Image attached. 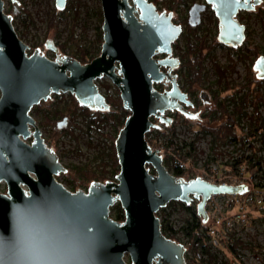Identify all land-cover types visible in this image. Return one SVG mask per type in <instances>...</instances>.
Listing matches in <instances>:
<instances>
[{"label":"water","instance_id":"95a60500","mask_svg":"<svg viewBox=\"0 0 264 264\" xmlns=\"http://www.w3.org/2000/svg\"><path fill=\"white\" fill-rule=\"evenodd\" d=\"M67 1L55 0V5L63 10ZM4 3L0 0V264H187L186 246L163 233L157 212L171 201L191 204L195 199L206 222L213 195L243 194L248 184L212 182L203 173L176 177L147 140V133L159 127L152 117L172 124L168 110L200 119L174 72L181 59L173 43L183 22L149 0H101V53L82 63L63 51L54 59L39 49L29 55L30 42L15 30ZM261 3L195 2L188 22L200 24L211 5L218 40L237 48L246 37L240 11ZM46 46L59 50L54 34ZM254 69L258 79L264 78V52ZM104 76L117 86L130 112L115 140L120 171L116 181L94 180L74 190L57 179L69 166L43 137L31 111L54 93H71L90 110L108 111L111 106L96 82ZM67 124L64 117L57 128ZM117 202L125 212L123 222L110 215Z\"/></svg>","mask_w":264,"mask_h":264},{"label":"rangeland","instance_id":"374dc122","mask_svg":"<svg viewBox=\"0 0 264 264\" xmlns=\"http://www.w3.org/2000/svg\"><path fill=\"white\" fill-rule=\"evenodd\" d=\"M18 1L5 0L4 11H10L13 14L15 30L30 42L27 49L29 55L36 49H39L40 52H46L53 59L59 56V50L55 51L46 46L47 39L52 34H54V42L56 44L67 43L64 54L70 55V28L74 17L73 12H75L74 9L76 7L79 9L80 17L75 29V36L81 39L82 44L98 46L99 32L102 30L100 19L103 18L101 0H68L65 9L59 10L61 14L59 16L60 22L57 31L48 29L50 15L54 8H56L55 0ZM195 2L201 3L204 0H194L191 4L193 5ZM260 9L264 10V0L253 11H240L238 17L246 22V37L239 47L230 49L229 45L220 43L216 48V56L220 64L230 65L232 62L235 63V68L229 71L228 78L233 83L242 86L238 90L240 91L238 92V96L247 91V78L249 75L258 79L254 64L257 57L261 56L262 52H264V32L258 17ZM186 16H189V9L182 6L175 12L173 18L182 22ZM215 19L217 18L211 5H208L202 13L200 24L202 26L201 30L205 29L210 38L215 37L217 33ZM182 27L183 31H185L186 24L184 22ZM249 38L252 40V45L248 44ZM177 40L179 41L180 48L177 50L173 49V53L181 58L186 44L182 36ZM254 47L259 49L257 56ZM161 56L158 55L157 57L160 58ZM205 65L207 70L210 71L208 84L212 86L214 91L218 90L219 87L216 84L217 76L212 70L211 63L207 61ZM176 69H178V73L180 74L179 84L186 91L188 84L180 73L184 74L185 69L179 70L180 66ZM103 79L110 81L106 76ZM259 80H261V85L258 91L264 96V78ZM113 86L110 93H114L118 89L114 84ZM101 90L105 94V91ZM188 94L193 102V105L190 107L200 112V119L190 118L189 121H185L186 117L177 110L167 111L173 116L171 125L160 121L159 118L152 117V120H156L157 125H159L158 128H152L150 131L152 145L160 150L163 156L167 154L169 156L174 155L182 161L184 168H190L193 173L187 179L203 173L212 182H235L241 176L240 174L243 173V176L247 177L250 174H254L257 184L263 182L260 178L261 172L256 169L247 172L244 170L247 167L245 165L237 173H234L229 168V164L234 162L241 154L252 153L249 143H244L245 135L249 131V119L245 118L241 120V126L237 130L243 136L241 142L236 141L226 144L214 142L211 134H205L199 130L201 124L213 127L220 123V121H213L211 119L212 109L214 108L212 100L213 92L199 88L196 96ZM67 97V93H54L48 100L44 101L45 106H49L50 108L46 109L45 107L42 110L33 108L31 111L43 130V137L57 150L60 160L66 162L69 166L66 167L68 169L67 172H62L56 176L57 179L76 190L82 184H91L94 180H88L81 175L78 176L69 171V168L100 170L106 162L107 177L110 180L116 181L117 174L114 175V168L108 163L109 148L112 144L110 136H116V131L109 122L89 123V117L82 115L77 118L76 123L68 131L63 132L60 136L58 135L57 138L53 136L54 131L51 129V126L43 122L46 119V115L52 116L61 98L66 99ZM247 113L251 116L253 114V107H248ZM260 113L264 125V103L260 105ZM203 115L208 116L204 117ZM62 120L63 118L59 121ZM67 126L62 129L67 128ZM170 127L175 128V134H172ZM170 143H173L174 146L183 147L182 152L183 155H186L187 159L182 160L179 155H176ZM253 143L258 148L257 158H260L264 163V143L262 141ZM192 146H194V149H192ZM181 203L180 201H171L166 207L161 208L157 212V215L160 219L168 217L174 229L177 230L179 243L187 247L189 239L184 234L183 228L192 219V211ZM198 203L199 201L195 199L191 202L193 208L196 207V209ZM115 205L111 207L110 215L115 216ZM206 210L209 216L208 219H213L218 216H231L236 211V207L228 209V207H225L222 198L217 197L211 201L209 206L207 205ZM234 240H239L242 243V246L239 245L237 247V256L231 248V244L235 242ZM207 244L210 246L211 253L215 256V264H264V207L248 214V221L244 226L236 223L233 228L227 229L221 227L215 235L209 234ZM252 247L257 250H253ZM197 253L199 252L197 251ZM197 253L193 250H187L185 256L199 259V264H209L207 256H202L200 253L197 255Z\"/></svg>","mask_w":264,"mask_h":264},{"label":"trees","instance_id":"16d2710c","mask_svg":"<svg viewBox=\"0 0 264 264\" xmlns=\"http://www.w3.org/2000/svg\"><path fill=\"white\" fill-rule=\"evenodd\" d=\"M153 2L158 10H166L167 12L175 13L179 10L180 7H185L186 9H190L194 0H149ZM161 7V8H160ZM60 9L57 7L52 11L49 18V30H58L59 22H60ZM73 17V21L71 23L70 28V37L69 42L71 45L70 55L79 60L82 63H88L92 61L95 57L99 56L101 53V48L103 44V32L102 30L99 32V44L97 47L91 46L88 44H82V41L79 37L75 36V29L77 26V22L80 17L79 9L76 7ZM258 17L262 25V29L264 32V10L260 9L258 11ZM189 16H186L182 22L186 24L185 31L182 32L181 36L186 44V47L181 55V64L180 69H185V73L181 75L185 78L186 83L188 84L187 93H190L193 96H196L197 90L199 88H203L205 90H209L213 92V104L214 108L212 109L213 113L211 114V119L213 121H220V123L213 127H207L206 125L201 124L200 132L205 134H211L214 142H220L221 144L232 143L236 141H242V135H240L239 131L241 120L248 118L249 119V131L245 135L244 143H249V147L252 150L251 154L243 153L239 157H237L234 162L229 164V168L232 169L234 173H237L242 167L247 166L244 170L247 172H251L253 169L261 172L260 178L261 181L257 185L259 187L264 186V163L257 158L258 148L254 145L253 142L262 141L264 143V125L262 120V115L260 113V105L264 103V96L258 91L261 85V80L254 78V76H248V89L241 96H238V90L242 88L237 83H233L228 78V73L230 70H234L235 63H231L230 65H222L217 59L216 56V48L220 44L218 40V20L216 21L217 33L216 36L210 38L208 33L205 32V29L201 30V24H197L196 26H191L188 22ZM101 20V26L103 24V18ZM175 22V20H174ZM176 23V22H175ZM248 44L252 45V40L249 38ZM59 51H65L67 48V43L57 44ZM180 44L179 41L176 40L173 43V49H179ZM231 49L232 47L229 46ZM254 50L257 53L259 49L254 47ZM258 59V57H257ZM209 61L212 65V70L216 74V84L219 87L218 90H213L212 86L208 84V76L210 75V71L206 68V62ZM178 76V69L174 71ZM97 84L99 88L105 91V97L107 102L110 104L111 109L108 111H93L80 105L76 97L67 93L68 97L66 99L61 98L57 105V109L53 111L52 116L49 114L46 115V119L43 121L47 125L51 126V129L54 131L53 136L55 138L58 135H62L63 132L68 131L70 127H72L79 116L86 115L89 117V123H106L109 122L116 131V136H110L112 144L109 148L108 163L114 168V175L118 174L120 171V164L117 158L116 149H115V140L120 129L124 126L127 117L130 115V112L124 108L123 101L120 96L119 89H116L114 93H110L113 89V84L102 78L97 80ZM48 109L49 106H45V102L42 101L40 104L36 105L34 108L42 110L43 108ZM253 107V114L251 116L247 113V108ZM49 111V110H48ZM207 117L208 115H203ZM67 117L68 118V126L67 128L59 130L57 128V122L61 119ZM190 118L186 117L185 121H189ZM172 134H175V128L170 127ZM151 131V130H150ZM199 132V131H198ZM148 132L146 137L150 145H152V141L150 140V134ZM173 147L174 153L179 155L182 160H186V155H183V147L174 146L173 143H170ZM194 149V146H192ZM165 166L168 170L176 177H182L187 179L190 177L193 172L192 170L186 169L182 165V161L177 159L174 155H166L163 156ZM107 163L105 162L104 166L100 170L93 169H78V168H69V171L72 173L87 178L88 180H97V181H108V171L105 169ZM152 173H155V170L149 166ZM83 173V174H82ZM187 209L192 211V219L188 221V224L183 228L184 234L189 239V245L186 247L187 250H193L195 253L197 251L202 256H207L209 260V264H215V256L211 253L210 246L207 244L208 233V225L211 222V219H208L206 222L203 221V218L198 216L196 207L193 208L192 204H185ZM119 222H123L125 220V212L122 208L121 204L118 202L115 205V218ZM161 228L163 233L179 242L177 238V230L174 229L172 223L169 221L168 217L161 219ZM235 242L231 244V248L236 254L237 247L239 245L242 246V243L239 240H234ZM253 250H257L252 247ZM197 253V255H199ZM187 264H199V259L192 257L189 258L186 256Z\"/></svg>","mask_w":264,"mask_h":264},{"label":"built area","instance_id":"2783aa9c","mask_svg":"<svg viewBox=\"0 0 264 264\" xmlns=\"http://www.w3.org/2000/svg\"><path fill=\"white\" fill-rule=\"evenodd\" d=\"M240 175L235 182L248 184V190L245 193L213 195L208 200L207 205L209 206L213 199L221 197L225 207H228V209L236 207V211L231 216H218L211 219L208 225L209 234L215 235L221 227L233 228L236 223L244 226L248 221V214L264 207V186L259 187L257 185L254 174L248 175L249 177L243 176V173Z\"/></svg>","mask_w":264,"mask_h":264},{"label":"flooded vegetation","instance_id":"af4514ba","mask_svg":"<svg viewBox=\"0 0 264 264\" xmlns=\"http://www.w3.org/2000/svg\"><path fill=\"white\" fill-rule=\"evenodd\" d=\"M175 71V70H174Z\"/></svg>","mask_w":264,"mask_h":264}]
</instances>
